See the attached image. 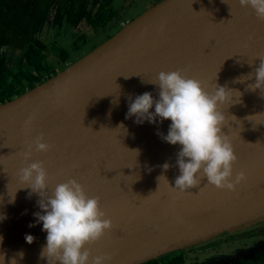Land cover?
<instances>
[{
    "label": "water",
    "instance_id": "1",
    "mask_svg": "<svg viewBox=\"0 0 264 264\" xmlns=\"http://www.w3.org/2000/svg\"><path fill=\"white\" fill-rule=\"evenodd\" d=\"M258 56H264V20L238 0H159L78 60L1 102L3 264L13 257L17 264H47L40 257L43 223L29 227L41 211L40 197H29L18 178L20 152L41 132L54 148L34 152L32 160L44 161L49 188L75 178L90 196L100 197L113 227L87 247L93 256L111 254V264H142L264 220V95L247 88L254 78L235 82L259 66ZM177 69L204 81L209 91L219 85L242 93L239 102L222 106V131L238 156L233 179L240 171L247 175L235 191L207 184L206 177L188 191H173L181 146L157 134L167 135L171 121L126 118L129 95L151 92L158 99V87L146 82ZM29 116L34 119L25 130ZM166 162L171 167L165 171ZM26 234L34 236L31 244Z\"/></svg>",
    "mask_w": 264,
    "mask_h": 264
},
{
    "label": "clouds",
    "instance_id": "2",
    "mask_svg": "<svg viewBox=\"0 0 264 264\" xmlns=\"http://www.w3.org/2000/svg\"><path fill=\"white\" fill-rule=\"evenodd\" d=\"M238 2L241 7L250 9L257 19L264 20V0ZM253 38L249 34L248 39ZM258 57L259 66L235 82L243 83L244 80L254 78V83L248 84L247 88L252 91L260 89L264 95V56ZM132 75L123 76L128 78ZM146 83L158 87V99L151 92H144L135 98L129 95L126 118L135 116L138 124L145 121L156 123L157 117L161 123L165 119L171 121L167 135L159 130L157 134L167 143L181 146L176 160L180 174L175 178V186L169 185L173 191H188L198 186L205 177L207 184L228 191H235L237 185L247 180L244 171L238 172L233 179V165L238 156L229 135L222 131L227 120L222 106L239 102L241 92L219 85L209 91L204 81L189 77L185 69L160 71L154 80ZM234 95L237 100H233ZM153 106L154 111H150ZM33 119V116H29L25 120V130L30 129ZM53 148L54 145L45 141L44 133L41 132L20 152L23 158L22 166L18 169V178L22 184L20 188L30 189L29 197L33 193L40 197L37 205L41 211L33 213L35 223L29 227L42 222V230L47 233L46 245L42 246L40 257L46 258L47 264H57V261L59 264H111V254L93 256L91 248L87 247L99 241L113 227L112 220L106 218L101 208L100 197L90 196L84 185L75 178H69L50 189L49 173L44 161L32 160L34 152L46 153ZM170 167L167 162L162 165L165 171ZM14 200L15 194L9 202ZM25 239L31 244L35 238L26 234ZM2 242L3 236H0ZM18 255L22 259L23 251ZM3 261L4 256L0 255V264ZM11 264H17L15 257Z\"/></svg>",
    "mask_w": 264,
    "mask_h": 264
},
{
    "label": "rangeland",
    "instance_id": "3",
    "mask_svg": "<svg viewBox=\"0 0 264 264\" xmlns=\"http://www.w3.org/2000/svg\"><path fill=\"white\" fill-rule=\"evenodd\" d=\"M48 0H6L5 1V20L6 27L11 29L9 33L11 43L1 48L2 54L5 56L8 64L11 65L12 72L17 71L20 67L25 73L26 69L21 66L22 54L26 38L29 36L31 29L35 27L36 19L41 15V11L46 8ZM154 0H113V6L118 9L120 6L121 12L115 14V17L105 26L95 28L89 22L82 20L77 26L69 25L67 22L55 23L54 12L55 3L48 9L45 20L35 35L44 44L41 52L44 56L43 62L47 65L57 67L58 71L65 68L69 63H72L84 54L88 53L94 47L106 40L107 35H112L117 32L126 23L137 17L145 11L146 8L155 4ZM153 3V4H152ZM123 8H125L123 10ZM66 53L68 60L65 63H60V54ZM64 65V66H63ZM19 71H21L19 69ZM26 82V81H24ZM264 220L255 223L264 224ZM253 224V225H255ZM244 228L232 230L240 232ZM255 228V227H254ZM247 229V228H246ZM236 234V233H235ZM233 235L236 237L237 235ZM239 234V233H238ZM224 236V237H223ZM224 241L219 239L200 242L195 247H190L182 253L186 264H199L200 261L211 260L213 257H224L231 250H236L242 253L248 252L253 247L258 246L257 240L264 238V234L257 236L255 239L242 238L243 241L234 239L227 240V236L223 235ZM210 241V242H209ZM230 241V244L228 243ZM244 241L248 244H244ZM234 242V243H233ZM175 252L179 253V250ZM229 256V255H228Z\"/></svg>",
    "mask_w": 264,
    "mask_h": 264
},
{
    "label": "trees",
    "instance_id": "4",
    "mask_svg": "<svg viewBox=\"0 0 264 264\" xmlns=\"http://www.w3.org/2000/svg\"><path fill=\"white\" fill-rule=\"evenodd\" d=\"M5 1L0 0V103L11 99L13 96L23 93L28 88L41 83L45 79L57 73L58 69L53 65H47L43 62L44 56L41 52L44 44L35 35L36 31L44 22L48 9L55 3L54 19L55 23L67 22L69 25L77 26L82 20L89 22L95 28L105 26L116 14V8L113 6V0H48L46 8L41 11V15L36 19V25L30 30L22 47L21 66H24L26 72L21 69L12 72L11 65L8 64L1 48L11 43L5 20ZM107 35L106 39L110 37ZM60 63H65L68 58L66 53L60 54ZM64 66V65H63ZM26 81V82H24ZM240 264H264V248L259 249L248 260H241ZM142 264H185L183 256L180 253L172 252L159 258L149 260ZM232 264V263H229Z\"/></svg>",
    "mask_w": 264,
    "mask_h": 264
},
{
    "label": "flooded vegetation",
    "instance_id": "5",
    "mask_svg": "<svg viewBox=\"0 0 264 264\" xmlns=\"http://www.w3.org/2000/svg\"><path fill=\"white\" fill-rule=\"evenodd\" d=\"M156 1L158 0H154L153 3H155ZM152 3V4H153ZM121 6L116 10V16L117 14L119 13H122L121 12ZM125 8H123L124 10ZM264 223V222H263ZM255 227V228H254ZM247 228V229H246ZM244 228L242 231H236V232H233L232 233V230L230 231H225L217 236H214L212 238H210L209 240L212 242L213 240H216V239H219V242L221 240H225L223 237V235H226L228 238L227 240H230L231 238L234 239L236 238L235 240H233L234 242L239 240L240 241H243L242 238H251V239H255L257 238V236H260V235H263L264 234V224H258V225H252V226H249V227H246ZM236 233V234H235ZM239 233V234H238ZM237 235L236 237H234L233 235ZM223 236V237H222ZM257 244L258 246L256 247H253L252 249H250L248 252L246 253H242V252H239L236 250V247H234L235 249L234 250H231L228 255H225L224 257H220L218 258V256H215L213 257L211 260H205V261H200L199 264H229V263H232V264H240L241 260H248L250 259L256 251H258L259 249H262L264 248V238H261L260 240H257ZM209 241V242H210ZM204 242V241H203ZM233 242V243H234ZM228 243L230 244V241H228ZM199 244V243H197ZM244 244H248V242L244 241ZM200 245V244H199ZM196 244L194 245H191V246H188L186 248H183V249H179V253L182 255V253L184 252V250L188 249V248H192V247H195ZM175 252V251H173ZM172 253V252H171ZM169 254V253H168ZM183 256V255H182ZM183 259H184V256H183ZM184 263L186 264V260L184 259Z\"/></svg>",
    "mask_w": 264,
    "mask_h": 264
}]
</instances>
